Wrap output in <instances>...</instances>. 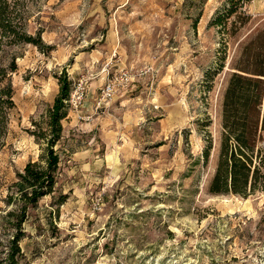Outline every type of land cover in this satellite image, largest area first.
<instances>
[{"label":"rangeland","instance_id":"374dc122","mask_svg":"<svg viewBox=\"0 0 264 264\" xmlns=\"http://www.w3.org/2000/svg\"><path fill=\"white\" fill-rule=\"evenodd\" d=\"M27 30L43 52L17 46L14 110L0 152V264L13 229L4 199L44 144L66 75L67 115L54 150L56 193L30 210L22 264H264V189L208 192L222 93L249 38L264 28L259 0H31ZM233 12H229V11ZM129 81L102 99L120 71ZM36 124V125H34ZM209 147V148H208ZM259 147L264 150L263 140ZM208 149V157L204 151Z\"/></svg>","mask_w":264,"mask_h":264},{"label":"trees","instance_id":"16d2710c","mask_svg":"<svg viewBox=\"0 0 264 264\" xmlns=\"http://www.w3.org/2000/svg\"><path fill=\"white\" fill-rule=\"evenodd\" d=\"M29 1L0 0V152L15 108L11 74L17 65L13 49L25 44L43 52L51 49L43 44L41 31L31 34L27 30L25 8ZM231 69L222 93L219 149L208 192L247 197L264 189V150L259 147L264 132V28L253 33L241 57L231 63ZM57 79L59 91L47 111L44 127L37 126V130L30 131L35 141L44 144L40 159L29 161L16 173V181L4 199L6 205L15 206L4 214L13 229L7 242L8 264H22L15 257L20 253L19 243L25 235L22 226L29 211L35 210L47 196L57 205L66 199L65 194L55 195L60 156L54 146L61 138V121L67 115L65 101L69 97L70 82L65 74ZM208 152V149L204 151L205 159Z\"/></svg>","mask_w":264,"mask_h":264},{"label":"built area","instance_id":"2783aa9c","mask_svg":"<svg viewBox=\"0 0 264 264\" xmlns=\"http://www.w3.org/2000/svg\"><path fill=\"white\" fill-rule=\"evenodd\" d=\"M263 4L264 11V0H259ZM129 73L127 71H120L111 81L104 84L100 90L102 99L108 100L110 99L116 89L117 86L127 83L129 81Z\"/></svg>","mask_w":264,"mask_h":264}]
</instances>
